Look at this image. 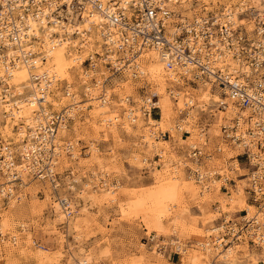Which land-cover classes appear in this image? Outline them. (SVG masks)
I'll list each match as a JSON object with an SVG mask.
<instances>
[{
	"label": "rangeland",
	"instance_id": "obj_1",
	"mask_svg": "<svg viewBox=\"0 0 264 264\" xmlns=\"http://www.w3.org/2000/svg\"><path fill=\"white\" fill-rule=\"evenodd\" d=\"M180 2L171 8L188 19L206 12L231 11L235 26L250 39L254 38L257 22H264V0ZM94 38L91 48L79 49L76 35L71 37L74 47L66 45L65 50L70 54L69 62L60 63L62 72L49 93L48 113L60 112L73 103L76 110L83 107L68 119L65 130L59 131L64 132L58 135L59 144L70 143L73 152L57 158L58 186L54 190L46 182L25 178V185L16 187L13 197L0 195V229L7 237L14 236L15 242L6 236L0 238V264H264V252L245 240L231 247H211L220 236L214 227L223 218L238 222L244 214L249 217L258 213L264 221L245 194L247 167L240 151L221 141L219 127L238 112L231 101L213 85L202 87L177 75L178 85L164 89L147 75L138 79L123 72L111 75L98 60L96 69L88 71L87 56L97 58L93 55L102 52L100 41ZM149 63L145 64L146 72ZM23 77L22 82L17 78L12 85L13 91L18 88L9 98L13 104L15 98L24 99L32 92L29 78ZM8 81L5 87H9ZM103 81L109 102L102 108L115 105L114 114L106 108L99 115L100 104L84 94L86 85H101ZM68 85L74 100L64 96ZM173 93L180 98L174 100ZM125 97L137 109L141 99L153 98L157 108L150 111V119L141 113L144 118L135 124L121 120L107 127L104 119L125 117L121 111L126 104L122 110L119 107V100ZM187 99L193 100V107H188ZM227 106L229 111L225 110ZM2 114L1 148L16 152L22 140L17 129L20 123H7ZM184 118L187 120L182 130L187 132L176 131L175 125ZM192 144L211 154L210 167L228 180L225 189L202 193L186 178L188 147ZM56 196L68 197L69 215H63ZM150 236L159 241H179L184 251L178 256L158 254L150 246ZM204 247L209 256H205Z\"/></svg>",
	"mask_w": 264,
	"mask_h": 264
},
{
	"label": "built area",
	"instance_id": "obj_2",
	"mask_svg": "<svg viewBox=\"0 0 264 264\" xmlns=\"http://www.w3.org/2000/svg\"><path fill=\"white\" fill-rule=\"evenodd\" d=\"M179 2L180 0H0V33L7 29L5 35H0L3 66L11 67L14 61L20 62L28 57L26 54H16L14 59L4 58L8 49L16 48L21 42L19 30H16L12 20L21 24L22 18L28 16L39 24H47L59 20L63 22L71 15L78 19L97 15L101 18L97 27L102 52L93 55L97 58L87 56L85 62L88 71L96 69L95 61L98 60L111 75H119L129 66L130 77L138 79L141 73L133 61L144 50H152L157 53L166 69L179 70L177 76L190 83L213 85L231 101L238 114L219 127L221 141L240 151L247 167L245 194L264 218V74L261 73L264 68V22H257L254 38L250 39L243 30L235 26L231 16L226 13L206 12L205 15H193L188 19L167 8ZM22 29L24 30V26ZM20 34L25 37L24 32ZM223 55L237 61L247 71L221 75L216 64L223 60ZM3 85L6 88V84ZM42 117L46 121L37 134L39 137L44 136L46 141L37 136L31 138L37 149L35 155L26 151L29 153L27 155L21 147L16 152L4 148L11 164H22L24 167L22 166L21 174L18 170H9L0 161V175L3 178L0 182V195L3 198L13 197L15 188L25 185V179L22 181L24 177L46 182L54 190L58 186L57 171L54 170L58 158L57 152L53 151L54 133L60 124L66 126L70 116L61 111ZM188 148L190 167L186 170V178L206 190L214 183H219V189H225L227 178L206 165L211 154L194 144ZM215 151L219 152V149L216 148ZM55 201L63 208L65 215L70 214L71 206L67 196H56ZM245 216L246 214L238 222L223 218L215 227L220 236L211 246H226L243 240L255 246L256 242H261L264 239V221L254 215ZM5 236L0 231V238L4 239ZM7 239L14 242L12 235ZM148 239L150 246L158 254L178 256L184 251V246L179 241H159L152 236Z\"/></svg>",
	"mask_w": 264,
	"mask_h": 264
},
{
	"label": "bare ground",
	"instance_id": "obj_3",
	"mask_svg": "<svg viewBox=\"0 0 264 264\" xmlns=\"http://www.w3.org/2000/svg\"><path fill=\"white\" fill-rule=\"evenodd\" d=\"M101 1L104 2L105 0H101ZM171 6L172 5H169L167 8L174 10L173 8H171ZM229 12H227L226 14L228 16L230 15L231 20H233L234 17ZM100 21H101V18L98 17L97 15H92L90 17H85V18L83 17L81 19L75 18L73 15H71V16H68L67 19L63 22L59 20V21H53V23H47V24L45 23L39 24L38 21L36 22L28 16L27 18L25 16L22 18L21 24L15 20H12V22H14L15 24L14 26L16 30H19L18 37L21 38V42H20V45L17 46L16 48L14 47V48L8 49L6 51L4 58L6 60L14 59L16 54H20V55L26 54L28 55V57L26 59L21 60L20 62L14 61L11 67H5V68L3 66L2 57H0V85L4 86L3 84L5 83L8 84L7 81L9 80L8 82H9V87H10V88L9 87L1 88L0 86V112H3L1 117L7 119V123L8 121H11V123L13 122V124L20 123L19 126L17 125L18 135L22 139L21 148H24L23 151L27 155H29V153H31L32 155L36 154L37 149L35 148L33 144L34 142H31V138L33 139V137H36V136L39 137L37 132L39 129L41 130L43 128V125L46 121L45 118L42 117V115L48 116L52 113V112L48 113V111L46 110L47 104L50 103L51 101L49 99V93H50V90H52L53 88V83L57 82L56 76L59 77V75L62 72L63 66L60 65V63L63 62L65 63V65H67V63L69 62V61H66L70 55V54L69 55L65 54L66 52L65 50H68V48L66 49V45L70 47L71 46L74 47L73 45L74 40H71V37H73L74 35H76V39H75L76 44L80 46L78 47L79 49L89 48L90 47L89 44H91V40L93 41L95 40L94 38L95 36L98 38L97 42L98 40L100 41L99 35H98V27H97ZM23 26H24V30L22 29ZM20 32L21 33L24 32L26 38L21 36ZM6 33H7V29L5 30V32H1L0 35L3 36ZM101 47H102V43L100 41L99 48ZM36 51L38 52L37 54H36ZM93 52L97 53L99 51H93ZM90 58L92 59V57ZM110 58H112V55H110ZM222 59L223 60H220L219 63L216 64L217 68L220 70L221 75L226 76L227 74L236 73V71H240L241 73L247 71L246 68L240 66L237 63V61L230 59L227 55H223ZM147 62H150V63L148 66H146L147 67V72H146L145 64ZM133 63L136 67H138L141 73L140 78H143L144 76L147 75V78L151 79L155 84L157 83L161 88H164V89L168 88L169 87L168 85H170V88L172 89L176 85L175 83H177L178 85L176 75L179 74L178 72L179 70L177 69L173 70L171 68L166 69L164 66V63L159 59L157 53L152 50H144L142 53H140L137 56V58L133 61ZM128 68L130 69V67L127 66L123 73H126L127 75H129L130 70ZM23 75H27V77L29 78L30 80L29 82H31L32 84L31 85L32 92L29 96L25 97L24 99L20 100V99L15 98L14 99L15 101L13 104V102L9 98L11 95L13 96L15 92L18 91V88H16L15 91H13L11 89L12 85L15 83V80L17 78L20 79V81L22 82L24 78ZM198 85L202 87L208 86L206 83L198 84ZM70 90H71V86L68 85L65 89L64 96L67 98H70L71 100H74L75 98L73 94L70 92ZM83 91H84V94H86L88 98H90V100H96L100 104L101 107H98L99 110H97L99 115H103L104 113L103 111L106 110V108L109 109V111L112 114H114V112L116 113L115 105L110 104L109 106H104L102 108L103 105H106L109 102L108 89H106V86L104 84L99 85L98 83H96V84H93L92 86L86 85ZM2 92L7 93V94L9 93V96L7 94H2ZM172 96L174 100H178L180 98L179 94L173 93ZM129 99H130L129 97H125L124 100H119V102L121 103L119 105L120 109L124 103L126 104L125 111H121L122 113H124L125 117L124 118L123 117L121 118L112 117L111 119H104V121L106 122L104 121L103 122L105 123L107 127H112L118 121H121V120L129 124H135L139 121V119L144 118L141 116V113L145 114L146 118L150 119V107H152L153 110L157 108L155 106L156 103L150 97H144L143 99L140 100L141 102H140L139 109H137V106L133 107L128 102ZM186 103L188 107L189 106L193 107L192 99H187ZM15 104H16V107L14 108ZM79 109H83L82 105H80L77 110ZM229 109H230L229 106L225 107L226 111H229ZM77 110L75 107V103H73L69 105L67 109H64L62 111L64 113H68L70 117H73L75 116V113ZM37 111L38 113L36 114ZM105 113H107V111H105ZM188 115L190 114H187V116ZM185 120H187V118L182 119L181 121H179V123L175 125L174 128L176 131L187 132L186 130H182V123L186 126ZM22 124H25L26 127H24V125ZM5 129H6L7 135L10 134L8 128L5 127ZM60 130H65V127L62 124H60V126L56 129L54 133L55 143L53 142L54 143L53 151L57 152L58 154L57 157L62 156V154H70L73 152V145H71L70 143L63 144V145L59 144L58 135L60 137V134L62 135V133H64V132H59ZM39 138L45 140L44 136H41ZM43 143L44 145L46 144V142H43ZM0 149H1L0 154L2 157V159L0 160L1 163L5 164V167L9 168V170H12V171L18 170L22 174L23 173L22 166L24 167V165L22 164L14 165L10 163L9 155L6 153L5 149L9 151L11 150L8 148H5V149L0 148ZM26 151H28L29 153H27ZM158 153L161 157L162 152L159 151ZM56 165H57V160L54 166L55 167L54 170L56 169ZM207 166L210 170L217 171L216 168L214 169L213 167H210V163L207 164ZM24 179L25 177L22 178V181ZM263 181H264V173H263ZM192 183L191 185H193ZM218 185L219 183H214L210 188H207V190L205 187L201 188L198 185H195V186L199 187L202 193H208V191H210L212 188L217 189ZM60 209L62 210V213L64 215L63 208L60 207ZM246 210L249 211L250 210L249 207H247ZM252 215L259 218L258 213H255V214L252 213ZM215 230L216 228L214 227V231ZM0 231H2V229H0ZM152 237L156 238L155 236H152ZM171 243H176V241L172 242L171 240ZM232 245L234 244L230 243L229 247H231ZM208 246H210V243L205 245V247H208ZM255 246L257 248H260L261 251L264 252V239H262L261 242H256ZM205 247L203 249L204 252L206 253L205 256H209L207 248ZM216 248L218 247H215V246L213 247L214 250ZM202 259L206 260V257L202 256Z\"/></svg>",
	"mask_w": 264,
	"mask_h": 264
}]
</instances>
